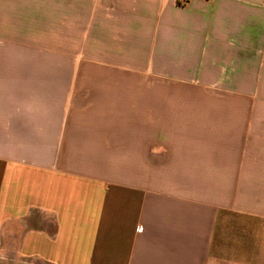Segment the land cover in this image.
<instances>
[{"label":"crops","instance_id":"crops-1","mask_svg":"<svg viewBox=\"0 0 264 264\" xmlns=\"http://www.w3.org/2000/svg\"><path fill=\"white\" fill-rule=\"evenodd\" d=\"M260 228L264 0H0V264H258Z\"/></svg>","mask_w":264,"mask_h":264},{"label":"rangeland","instance_id":"rangeland-1","mask_svg":"<svg viewBox=\"0 0 264 264\" xmlns=\"http://www.w3.org/2000/svg\"><path fill=\"white\" fill-rule=\"evenodd\" d=\"M102 76V75H101ZM113 78V77H112ZM115 81H118L116 79L122 80V81H132V82H155V78L153 76H148V75H141L138 76L133 75V74H127V75H116ZM158 80V78H157ZM261 228L259 229V243H258V254L260 256V259L258 257V264H264V239L261 237L260 232Z\"/></svg>","mask_w":264,"mask_h":264}]
</instances>
